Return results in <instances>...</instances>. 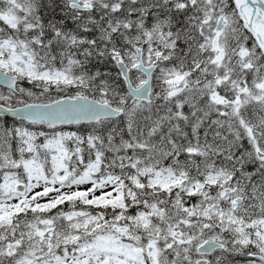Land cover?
Masks as SVG:
<instances>
[{
	"label": "snow or ice",
	"instance_id": "snow-or-ice-1",
	"mask_svg": "<svg viewBox=\"0 0 264 264\" xmlns=\"http://www.w3.org/2000/svg\"><path fill=\"white\" fill-rule=\"evenodd\" d=\"M0 264H264V0H0Z\"/></svg>",
	"mask_w": 264,
	"mask_h": 264
}]
</instances>
